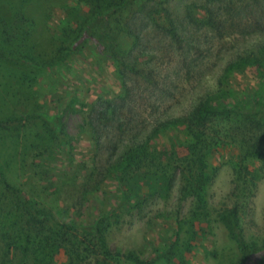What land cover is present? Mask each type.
Listing matches in <instances>:
<instances>
[{
  "label": "rangeland",
  "instance_id": "374dc122",
  "mask_svg": "<svg viewBox=\"0 0 264 264\" xmlns=\"http://www.w3.org/2000/svg\"><path fill=\"white\" fill-rule=\"evenodd\" d=\"M115 1L0 0V50L47 61L78 45L48 73L0 59V120L13 117L0 126V264H135L102 253L95 222L114 252L242 264L219 213L239 204L245 239L264 244V126L223 123L198 197L174 167L187 157L185 128L166 122L217 96L264 106V0H132L86 39L94 11ZM153 130L154 163L116 171L127 142ZM160 160L168 182L153 189L157 174L143 172Z\"/></svg>",
  "mask_w": 264,
  "mask_h": 264
},
{
  "label": "trees",
  "instance_id": "16d2710c",
  "mask_svg": "<svg viewBox=\"0 0 264 264\" xmlns=\"http://www.w3.org/2000/svg\"><path fill=\"white\" fill-rule=\"evenodd\" d=\"M132 0H116L115 2L108 5L104 8L105 10L94 11V16L90 19V22L87 25L85 30V38H95V33L93 28L95 24L103 16H108L111 12H117L122 9ZM19 20H25L22 14L16 16ZM16 18V19H17ZM28 22V21H27ZM31 27L32 23L29 21ZM89 33V34H88ZM96 44L98 46L99 52L103 53L104 44L97 40ZM78 45L73 44L72 47L65 46L62 49V54L57 57L47 61H38L34 56H21L17 55L14 52L7 50H0V59L6 62H23L28 63L34 67H37L40 71L48 73L51 71L57 70L62 65H68L69 58L73 53V50L77 48ZM45 122L56 130V122L49 120L51 116L43 115ZM30 117V116H29ZM13 117H9L3 120H0V126L11 121ZM170 122H172L170 124ZM166 122L168 125H177L181 123L187 135L186 140V149L187 157L185 159V164L181 165L184 159H181L179 163L174 164L175 168H178L182 173L184 178H187V184L184 188L188 191H191L198 197L203 196L204 187L208 183V154L210 151L218 146H223L226 139H224V132L226 130L222 129L224 122L241 125V126H255L260 129L264 126V106L257 100L251 97H247L238 101L237 105L228 106L225 102V99L221 96H217L215 101L211 99L203 100L197 104L189 114L183 116L182 118H175L171 121ZM219 123V128L216 126ZM165 125V124H164ZM156 134V130H153L145 140L135 139L127 142V148L122 155L119 163L115 166V170H127L131 168H141L140 165L147 163L148 161H153L154 158L150 154L152 149V139ZM257 144L253 145L250 157L256 158L259 157L261 151L258 148ZM246 160L248 157L245 158ZM242 163V162H241ZM244 163V162H243ZM177 165V166H176ZM153 166L158 167V171L146 170L143 172V175L149 177L157 174L158 181H154L152 185V180H148L147 183L153 187V189H158L161 185H167L166 174L169 170L170 165L164 164L161 160L155 163ZM247 172L249 168L244 167ZM243 166L238 170V175L242 181L243 178ZM119 177V181L123 182V178ZM3 181H6L5 178H1ZM246 181V180H245ZM248 182V181H247ZM163 183V184H162ZM219 220L228 230L230 236L237 242L241 254H242V264H249L252 261L253 263H264V244L259 246L257 242H248L244 237V230L241 224L240 218V206L239 204H234L232 207H226L221 210L219 213ZM57 227L64 229L70 227V224L56 223ZM92 232L100 239L102 253L106 257L112 258H123L127 262H132L135 264H163L164 262L171 263V248H167L163 251H159L155 256L144 259L135 252H120L112 251L108 248L106 241L103 237V232L101 228H98V223L95 222L91 226Z\"/></svg>",
  "mask_w": 264,
  "mask_h": 264
}]
</instances>
